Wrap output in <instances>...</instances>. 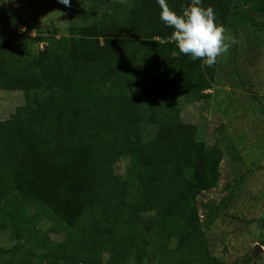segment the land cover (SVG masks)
<instances>
[{
  "label": "trees",
  "instance_id": "trees-1",
  "mask_svg": "<svg viewBox=\"0 0 264 264\" xmlns=\"http://www.w3.org/2000/svg\"><path fill=\"white\" fill-rule=\"evenodd\" d=\"M112 1L91 0L97 9ZM130 2L123 22L73 25L69 40L39 38L47 44L37 55L23 34L0 32V89L26 99L0 120V231L12 241L0 246V264H223L195 231L197 197L218 186L224 152L180 115L181 99L206 96L219 57L209 68L180 53L155 0ZM188 3L168 0L178 13ZM236 5L264 15V0H203L218 24L234 28L244 25ZM144 121L158 125L152 140ZM125 158L127 179L116 171ZM10 192L61 219L63 241L40 237L42 211L24 215Z\"/></svg>",
  "mask_w": 264,
  "mask_h": 264
},
{
  "label": "rangeland",
  "instance_id": "rangeland-1",
  "mask_svg": "<svg viewBox=\"0 0 264 264\" xmlns=\"http://www.w3.org/2000/svg\"><path fill=\"white\" fill-rule=\"evenodd\" d=\"M130 7V0H113L98 9L91 0H71L68 7L57 0H0V32L23 34L29 51L37 55L47 44L39 42V38L69 40L73 25L100 19L123 22ZM233 10H239L236 18L244 25L234 28L219 23L230 47L219 56L217 76L203 94L206 96L181 99L180 115L185 122L197 125L200 139L208 145H218L224 152L218 186L197 197L202 227L195 231L196 240L207 241L223 264H264V15L248 5H236ZM46 94L41 93L42 97ZM141 101L145 109L149 108V98ZM25 103L22 90L0 89V120ZM157 131L158 125L143 122L146 141L155 138ZM129 168L130 160L125 158L117 164L116 171L127 179ZM9 196L10 202L21 203L24 215L42 211L40 237L47 242L63 241L61 219H47V209L23 201L17 192ZM94 196L86 194L90 211L95 206ZM11 244L10 233L0 231V246ZM190 252L197 257L196 244Z\"/></svg>",
  "mask_w": 264,
  "mask_h": 264
},
{
  "label": "clouds",
  "instance_id": "clouds-1",
  "mask_svg": "<svg viewBox=\"0 0 264 264\" xmlns=\"http://www.w3.org/2000/svg\"><path fill=\"white\" fill-rule=\"evenodd\" d=\"M57 2L66 7L71 4V0ZM155 3L160 8V20L173 29L172 37L180 53L192 60L201 59L211 68L217 58L228 51L230 43L225 37V30L216 22L214 9L210 6L205 8L203 0H190L180 13L169 6L168 0H155Z\"/></svg>",
  "mask_w": 264,
  "mask_h": 264
},
{
  "label": "built area",
  "instance_id": "built-area-1",
  "mask_svg": "<svg viewBox=\"0 0 264 264\" xmlns=\"http://www.w3.org/2000/svg\"><path fill=\"white\" fill-rule=\"evenodd\" d=\"M173 40V39H172Z\"/></svg>",
  "mask_w": 264,
  "mask_h": 264
}]
</instances>
